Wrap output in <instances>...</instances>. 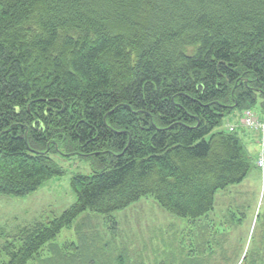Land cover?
I'll use <instances>...</instances> for the list:
<instances>
[{
	"label": "trees",
	"instance_id": "16d2710c",
	"mask_svg": "<svg viewBox=\"0 0 264 264\" xmlns=\"http://www.w3.org/2000/svg\"><path fill=\"white\" fill-rule=\"evenodd\" d=\"M257 107L264 117V0H0V195L63 174L54 154L100 169L72 178L76 202L50 225L0 237L3 264H138L115 237L40 253L84 211L115 229L111 214L148 195L198 224L157 264H264L229 235L247 207L214 218L218 192L257 167L248 130L225 117Z\"/></svg>",
	"mask_w": 264,
	"mask_h": 264
},
{
	"label": "rangeland",
	"instance_id": "374dc122",
	"mask_svg": "<svg viewBox=\"0 0 264 264\" xmlns=\"http://www.w3.org/2000/svg\"><path fill=\"white\" fill-rule=\"evenodd\" d=\"M259 113V107H257ZM243 110L234 109L226 115L224 127L228 124H239ZM237 128H242L238 125ZM255 154V144L248 145ZM53 158L63 168L64 172L55 175L42 184L36 191L26 196L0 195V237L18 235L25 227L41 222H50L62 216L77 199L71 181L78 174H93L98 169L93 158L82 154L63 152L54 154ZM215 219L219 221L224 213L238 206L247 207L248 217L236 231L229 233L230 237H246L244 253L248 248L264 249V219L257 217L264 213V171L253 166L248 177L239 185H232L220 190L216 196ZM117 220L115 229L110 228L109 216L91 210H86L76 217L72 224L61 229L56 237L48 242L41 251V257L50 255L49 244L54 243L63 249L78 241V237H104L105 240H116L114 246L126 247L129 255L138 264H157V259H166L167 254L160 257L164 251H171L184 238L196 237L198 224H192L188 218L179 217L163 207L152 195L144 196L138 202L126 209L111 214ZM263 230V231H262ZM175 238V241H173ZM189 239V240H188ZM3 240L0 238V243ZM173 241V242H172ZM253 241V243H252ZM186 242V243H187ZM116 243V244H115ZM236 243V241H235ZM235 246V245H234ZM250 246V247H249ZM181 250V248H180ZM179 250V251H180ZM226 250V249H225ZM217 254L216 263L224 255L223 248ZM234 254L236 249H229L228 254ZM9 260L0 250V264ZM159 260V261H160ZM214 262V263H215Z\"/></svg>",
	"mask_w": 264,
	"mask_h": 264
},
{
	"label": "built area",
	"instance_id": "2783aa9c",
	"mask_svg": "<svg viewBox=\"0 0 264 264\" xmlns=\"http://www.w3.org/2000/svg\"><path fill=\"white\" fill-rule=\"evenodd\" d=\"M239 126L249 130L257 136L259 151L257 154V166L264 171V117L254 109H246L239 121ZM237 124H228L230 131L236 130Z\"/></svg>",
	"mask_w": 264,
	"mask_h": 264
},
{
	"label": "crops",
	"instance_id": "0c3cea01",
	"mask_svg": "<svg viewBox=\"0 0 264 264\" xmlns=\"http://www.w3.org/2000/svg\"><path fill=\"white\" fill-rule=\"evenodd\" d=\"M245 139L249 142L248 144H252L254 143L255 144V149H256V155H257V152L259 150V143H258V140H257V136L253 133H251L250 131H248L247 135L245 136Z\"/></svg>",
	"mask_w": 264,
	"mask_h": 264
}]
</instances>
